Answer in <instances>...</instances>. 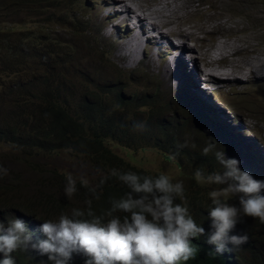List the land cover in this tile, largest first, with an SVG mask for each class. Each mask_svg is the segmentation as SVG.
<instances>
[{
    "label": "rangeland",
    "instance_id": "rangeland-1",
    "mask_svg": "<svg viewBox=\"0 0 264 264\" xmlns=\"http://www.w3.org/2000/svg\"><path fill=\"white\" fill-rule=\"evenodd\" d=\"M132 1L135 8L151 15L158 0ZM107 4L102 0H0V129L11 131L0 138V166L7 169L0 181V200H9L8 204L14 207L47 198L63 206L70 201L77 208L86 209L80 205L91 200L88 189L109 173L85 157L81 148L60 146L46 152L21 145L20 138L33 133L43 122L50 123L42 109L51 105L48 99H53L52 94L53 102L63 103L75 117L84 115L81 105L86 100L92 105L100 101L108 113L117 111L114 121L118 126L126 122L133 126L130 142L110 134L105 140L108 148L141 172H163L173 182L183 181L187 201L192 198L191 188L200 192L201 202H211L209 192L222 187L203 180L197 182L195 178L197 169L205 176L223 171L214 153L202 155L210 140L214 139L217 150L238 158L241 168L260 175L250 167L253 158L259 165L264 164V0H180L176 10L167 9L171 21L164 28L175 27V33L169 34L172 41L161 43L163 46L156 43L159 48L152 49L149 65L144 58L130 64L120 56V43L127 36L128 27L134 25L135 15L128 18V24L119 22L112 15L114 8ZM186 28L191 30L189 35ZM147 38L156 39L157 35ZM183 40L196 49L192 60L198 65L203 61L231 68L235 78L230 86L233 90L226 85L206 95L202 89L206 90L208 83L202 87L203 78L196 81L194 72L185 77L177 70L178 83L168 82L165 74L160 75V66L176 62L173 56L170 60L169 51ZM177 51L180 52L176 50L175 54H179ZM183 63L182 70L187 65ZM175 70L174 66L172 72ZM158 85L161 92H157ZM120 89L127 97L123 102L118 101ZM210 109L225 127L229 118V131L216 124ZM136 122H143L144 129H136ZM14 126L18 131H12ZM118 136L124 134L120 132ZM173 138L179 147L174 161L169 159L174 151L170 144ZM156 141L162 146L156 145ZM69 174L82 190L80 197L78 194L68 199L64 194ZM81 178L88 181V187L82 186ZM229 202L238 203V197L231 196ZM70 213L68 209L66 214ZM244 223L239 232L249 226L251 236L263 238L264 223L259 219L244 217ZM246 252L248 255L253 251Z\"/></svg>",
    "mask_w": 264,
    "mask_h": 264
},
{
    "label": "clouds",
    "instance_id": "clouds-1",
    "mask_svg": "<svg viewBox=\"0 0 264 264\" xmlns=\"http://www.w3.org/2000/svg\"><path fill=\"white\" fill-rule=\"evenodd\" d=\"M155 47L158 50L159 47L152 38L145 37L142 47L139 48L142 56L135 64L143 58L147 61L145 53L151 52ZM173 49L169 54L170 60H176L172 61L176 67L175 75H178L177 70L185 75L194 72L196 81L199 82V77L203 78L202 87L208 83L206 89L209 93L220 91L226 85H233L229 80H221L228 79L227 76L230 80H235L231 68L225 65L211 66L203 61L198 65L192 60L189 62L190 66L187 64L182 70L181 50L179 46H173ZM176 50L180 51H177L179 54H175ZM160 67L163 69L158 73L168 76L165 65ZM197 67L202 68L203 73ZM214 67L219 69L215 77L220 79L211 78L205 81L204 77ZM229 90L233 89L230 87ZM118 92V101L123 102L127 97L121 89ZM157 92H161L160 85ZM210 112L216 124L219 123L226 132L230 130L229 118H226L225 127L224 122L221 124L222 121L215 119L213 109ZM208 117L210 115L206 118ZM126 124L130 127L128 122ZM232 126L234 129L239 128L237 125ZM134 127L143 130L145 125L143 122H136ZM130 130L129 128L125 135L129 138L128 143ZM168 139L169 137L166 141ZM175 142L176 138L170 141L174 151L170 153L169 159L173 161L174 155L179 151ZM157 144L162 146L159 141H156ZM244 150L247 149L244 147ZM210 153H214L223 171L205 176L201 169H197L195 178L197 182L203 180L209 185L222 187L209 192L211 204L204 206L197 202L191 205L187 201L183 181L173 182L163 172L151 174L146 171L141 172V175L131 170L112 169L110 176L116 178L127 191L119 198H110V208L100 214L92 208L91 200L84 203V206L80 205L86 209L77 208L76 203L70 204V201L62 202L68 204L67 206L57 202L56 207L49 210L41 208V211L15 205L12 207L11 204L0 208V264H17L24 255L41 260L37 264H188V261L196 258L199 249V245H194L193 242L203 237L208 245L214 246L216 253L229 256V260L236 264H264L263 255L260 263L255 262L260 250L264 251V235L263 238L260 235L251 236L249 226L243 232H235L245 225L244 217L259 219L264 223V179H259L264 177V164L259 165L255 158L252 159L251 171L260 173L254 176L250 171L241 168L238 158L229 157L224 151L217 150L214 139L202 150L204 156ZM134 168L141 171L135 166ZM6 175L7 169L0 166V179ZM80 183L88 187L87 180L81 178ZM77 191V180L69 174L66 176L64 194L71 199L73 195H78ZM79 191L82 192L80 188ZM89 191L96 199L100 198L96 187L89 188ZM191 191L195 193L193 188ZM231 196L238 197V203H230ZM77 201L78 199L75 200ZM189 207L200 210L202 216L195 215ZM68 209L70 214H66ZM55 210L57 214H52ZM55 215H59L56 220L52 218ZM255 243L261 249L258 250ZM232 249L235 252H228ZM247 250L253 252L247 255ZM249 258H253V261H249Z\"/></svg>",
    "mask_w": 264,
    "mask_h": 264
},
{
    "label": "trees",
    "instance_id": "trees-1",
    "mask_svg": "<svg viewBox=\"0 0 264 264\" xmlns=\"http://www.w3.org/2000/svg\"><path fill=\"white\" fill-rule=\"evenodd\" d=\"M52 97L54 99L53 94ZM120 98L122 99V97ZM48 102L51 105H46L42 111L50 117V123L44 124L43 122L38 129L35 128V131H32L33 133L23 139L20 138L19 141L21 145H24L26 148H37L40 151L46 152L54 151L60 146H68L74 149L81 148V151L85 153V157H88L93 164L104 169L106 172H109L107 173V179H102L105 180V183L101 184V180L95 185L97 194H99L100 198L96 199L91 193L92 208L97 214H100L102 211L110 208V198H119L127 191V188L116 178L110 176L112 169H118L121 171L131 170L141 174V171L136 170L130 163L124 162L114 151H112V149L108 148L105 143L106 137L110 134H115L120 140L128 143L127 140L129 138L125 135L128 134L129 128L132 129L133 126L130 124L129 127L126 123L118 126L114 121L117 111L108 113L106 109H102L100 101L94 102L93 105L90 100L84 101L81 105L84 115H77L76 117L68 111L63 103H54L52 99H48ZM214 116L219 120L216 114H214ZM13 130L18 131V127L14 126L12 131ZM10 132V130L5 132L0 129V138L8 136ZM120 132L124 134V137L118 136ZM14 139H17V136H15ZM77 189V194L80 196L79 186H77ZM88 190L85 191L87 192ZM190 194L192 195V198L188 199V201H190L191 205L193 202H197L202 206L211 204V202H201L200 192L193 193L190 191ZM0 196L3 197L1 193ZM8 201L4 198L0 200V208L7 206ZM55 203L56 201L54 202L53 200L51 201L45 198L42 201L32 202L29 205H24L22 203L19 206L24 209L38 211V207H40V209L47 208L49 210L48 205H55ZM190 210L198 217L202 216V212L197 208L191 207ZM235 232L239 233V230L236 229ZM235 232L233 234H235ZM205 241L206 238L203 237L193 242L194 245H199V249L196 258L188 261V264H236L234 261L229 260V256L216 253L213 250L214 246L208 245ZM255 245L258 250L261 249L258 243H255ZM228 252H235V250L232 249ZM228 252L225 253L228 254ZM262 255L264 256V251L260 250V253L255 258L256 263L261 262ZM243 259L248 260L247 258ZM39 261L41 260L32 256L24 255L17 264H37ZM45 262H47V260H45Z\"/></svg>",
    "mask_w": 264,
    "mask_h": 264
},
{
    "label": "bare ground",
    "instance_id": "bare-ground-1",
    "mask_svg": "<svg viewBox=\"0 0 264 264\" xmlns=\"http://www.w3.org/2000/svg\"><path fill=\"white\" fill-rule=\"evenodd\" d=\"M104 1V3H109L107 4V6L111 5L114 8V12H113V16H116L117 19L119 20V22H125L126 24H128V18L131 15H135V19H134V25L131 27H128L129 30H127L128 34L127 36L124 38V40L120 43V56H124L126 57V59L128 60V62L130 64H134L136 62V60L138 58H140L141 56V50L139 49L144 41L145 37H148L150 34H156L157 38L152 40L163 46L161 43L163 42H168L171 37L170 35H173L175 33V27H168V28H164L166 22L171 21V18L169 15H167L168 8H171L172 11L176 10L177 6L180 5V0H158L156 3V7H154L151 11V15H147L145 14L143 11H140V9H137L133 6V4L131 3L132 0H102ZM133 2V1H132ZM138 3V2H137ZM149 4V3H148ZM144 5V4H143ZM191 5V4H190ZM155 6V5H154ZM144 7V6H143ZM139 8V7H138ZM149 8V7H148ZM143 9V8H142ZM146 9V8H144ZM150 11V10H147ZM170 12V11H169ZM148 13V12H146ZM189 13V12H188ZM170 14V13H169ZM160 15V16H158ZM222 15V14H220ZM224 16V15H222ZM227 16V15H226ZM219 18V17H218ZM229 18V17H228ZM227 19V18H226ZM221 20V19H220ZM228 20V19H227ZM230 20V18H229ZM185 20H183L184 22ZM225 21V20H224ZM233 21V20H232ZM237 21V20H236ZM217 22V21H216ZM219 22V21H218ZM222 23V22H221ZM219 23V24H221ZM232 23V22H231ZM235 23V22H234ZM237 23V22H236ZM178 24V23H177ZM226 24V23H225ZM233 24V23H232ZM194 25V24H193ZM177 26V25H175ZM220 26V25H219ZM189 27V25L187 26ZM194 27V26H193ZM200 26H198L199 28ZM235 27V25H234ZM233 27V28H234ZM127 28V27H126ZM197 28V27H196ZM197 28V29H198ZM193 29V28H192ZM200 29V28H199ZM221 29V28H220ZM223 29V28H222ZM221 29V30H222ZM236 29V28H235ZM151 30V32H150ZM185 33L187 35H189L191 33V30L189 28L184 29ZM237 30V29H236ZM239 32V29L237 30ZM157 32V33H156ZM193 32V31H192ZM237 32V33H238ZM241 32V31H240ZM192 35V34H191ZM239 35V34H238ZM178 36V35H177ZM184 36V35H183ZM182 36V37H183ZM193 36V35H192ZM241 36V35H240ZM246 36V35H245ZM181 37V38H182ZM193 40V39H192ZM172 41V40H170ZM179 41V40H178ZM177 41V42H178ZM194 44V43H193ZM192 44V45H193ZM177 45H179V48L182 49V53H181V57L184 58L180 60H182L183 62H185V64H188L190 61H187L185 58H190L192 60V58L195 56L194 52L196 51V49H194V46H191L188 44L187 40H183L181 43L179 42ZM196 45V44H194ZM197 47V46H196ZM201 47V46H200ZM204 47V46H203ZM202 47V48H203ZM217 47V46H216ZM226 47V46H225ZM240 48V47H238ZM200 49V48H198ZM197 49V51H198ZM206 49V48H205ZM214 49V48H213ZM216 49V48H215ZM234 50V49H233ZM239 52V50H238ZM198 53V52H197ZM206 53V51H205ZM218 54V52H217ZM236 54V52H235ZM241 54V53H239ZM216 56V55H214ZM213 56V57H214ZM146 57L149 59L147 60V63L149 65V63H151V59H152V52L147 51L146 52ZM221 58L224 57L223 54H220ZM228 57V56H226ZM217 58V57H216ZM214 59V58H213ZM226 59V58H225ZM247 59V57H246ZM259 59V58H258ZM262 60V59H261ZM183 62H181L182 64H184ZM217 64V63H216ZM243 64V63H242ZM210 65V64H209ZM218 66V65H217ZM174 67L173 63L167 62V64L165 65V73L168 74L167 76V80L168 82L170 81L171 83H178L180 81V78L175 75L172 72V68ZM247 68V66H244ZM218 69L217 67L212 68L209 72H212V74H208L204 77L205 81H208V78L210 79L212 78H216V79H220V77H215V75L213 73L218 72L219 70H215ZM247 70V69H246ZM201 71L203 73V69L201 68ZM246 72V71H245ZM248 74L251 73V67H249L248 69ZM242 73V72H241ZM247 73V72H246ZM184 75V74H183ZM182 75V76H183ZM186 77V75H184ZM183 76V77H184ZM248 76V75H247ZM250 76V75H249ZM165 77V76H164ZM228 79L224 78L222 79L224 82H226V80L229 81H233L235 82V80H230L229 76H227ZM248 78V77H247ZM194 82V81H193ZM220 82V81H219ZM221 83V84H224ZM196 83V81L194 82ZM198 85V82L196 83ZM204 84V83H202ZM206 84V83H205ZM234 84V83H232ZM178 85V84H177ZM180 86V85H179ZM220 88V87H219ZM230 88V87H229ZM202 92L207 94V89H202ZM215 114V113H214Z\"/></svg>",
    "mask_w": 264,
    "mask_h": 264
}]
</instances>
